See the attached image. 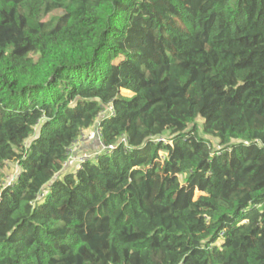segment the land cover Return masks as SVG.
Returning <instances> with one entry per match:
<instances>
[{"label": "trees", "instance_id": "1", "mask_svg": "<svg viewBox=\"0 0 264 264\" xmlns=\"http://www.w3.org/2000/svg\"><path fill=\"white\" fill-rule=\"evenodd\" d=\"M0 264H264V0H0Z\"/></svg>", "mask_w": 264, "mask_h": 264}, {"label": "built area", "instance_id": "2", "mask_svg": "<svg viewBox=\"0 0 264 264\" xmlns=\"http://www.w3.org/2000/svg\"><path fill=\"white\" fill-rule=\"evenodd\" d=\"M107 112L109 113V115H113V109L111 107H108L107 108ZM96 133H98V130L96 131ZM92 135H91V132H88V133H84L82 134L81 138H80V141H89L91 139ZM77 146V145H76ZM109 149H111L112 147H108ZM71 159L74 161V162H78V163H81L85 160L88 159V156L86 155H81L79 157L77 156H72Z\"/></svg>", "mask_w": 264, "mask_h": 264}, {"label": "rangeland", "instance_id": "3", "mask_svg": "<svg viewBox=\"0 0 264 264\" xmlns=\"http://www.w3.org/2000/svg\"><path fill=\"white\" fill-rule=\"evenodd\" d=\"M62 13L63 12H61V11H56L53 14L49 15L45 20H50L52 17L59 16ZM199 123H200V121H199ZM69 167H71V166H69ZM73 169L75 171L76 169H78V167L73 166ZM14 171H15V165L14 164H10V167L6 168V170H5L6 176H7V180L6 181L8 183H10L14 179ZM195 194L198 195L197 192Z\"/></svg>", "mask_w": 264, "mask_h": 264}, {"label": "crops", "instance_id": "4", "mask_svg": "<svg viewBox=\"0 0 264 264\" xmlns=\"http://www.w3.org/2000/svg\"><path fill=\"white\" fill-rule=\"evenodd\" d=\"M80 148L78 149V151L76 152V154H91L93 155L94 152L96 151V143L90 142L88 144H83L81 146H79ZM71 166H74V163H71Z\"/></svg>", "mask_w": 264, "mask_h": 264}]
</instances>
